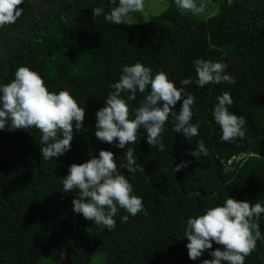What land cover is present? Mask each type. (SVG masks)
I'll list each match as a JSON object with an SVG mask.
<instances>
[{"label":"trees","instance_id":"1","mask_svg":"<svg viewBox=\"0 0 264 264\" xmlns=\"http://www.w3.org/2000/svg\"><path fill=\"white\" fill-rule=\"evenodd\" d=\"M217 11L206 17L181 11L174 0L153 16L156 26L142 32L137 24H111L104 19L111 0H24L15 23L0 27V85L10 82L20 66L36 71L51 92L68 90L85 117L80 132L73 128L71 148L44 160L42 133L36 129L0 130V264H202L188 257L184 237L187 220L229 196L264 206V0H209ZM118 3V0H117ZM104 9L93 17L92 9ZM226 64L235 83L198 87L194 61ZM140 62L153 74L163 71L177 88L195 96L191 123L199 135L186 139L173 131L169 116L161 134L164 150L146 142L140 129L135 144L116 147L95 137L96 112L113 91L122 68ZM190 78L193 83L180 84ZM231 94L229 111L243 116L245 136L221 140L222 131L212 111L216 97ZM127 101L129 93H122ZM137 92L129 105V119L143 100ZM182 100L175 111L178 114ZM203 141L207 156L196 160L190 152ZM127 147L137 156V171L120 168ZM111 151L121 174L142 198L134 217L118 207L112 230L74 213L78 190L64 192L62 181L73 163H84ZM244 154L242 162L226 165L227 158ZM257 154V155H254ZM188 161L179 172L174 166ZM142 169L144 171H142ZM123 216L129 219L122 221ZM258 223L264 236V213ZM42 261V262H41ZM223 264V262H222ZM244 264H264V240Z\"/></svg>","mask_w":264,"mask_h":264},{"label":"clouds","instance_id":"2","mask_svg":"<svg viewBox=\"0 0 264 264\" xmlns=\"http://www.w3.org/2000/svg\"><path fill=\"white\" fill-rule=\"evenodd\" d=\"M23 2L0 0V27L15 23L22 15L23 9L19 6ZM111 3L115 6L104 14V19L111 24H124L126 18H134V13L144 11V0H118V3L111 0ZM175 4L181 11L194 15L202 14L206 7L204 0L199 5L196 0H175ZM103 13L102 8L92 9L93 17ZM226 67L222 62L195 60L197 86L235 83L234 78L225 73ZM192 83L190 78L180 81L183 86ZM111 88L113 91L109 92L104 106L96 112L94 134L99 141L108 144L118 141L115 146L123 149L136 143L137 133L142 128L147 134L146 142L163 151L160 137L170 115L174 117L175 133H182L186 139L199 135V124L191 123L195 96L187 93L184 87L177 88L167 73L153 74L151 68L136 62L123 66L119 80ZM137 92L144 98L135 109L134 118L129 119L127 101H134ZM122 93H129L127 101L122 98ZM181 100L177 114L175 107ZM216 100L212 116L222 131L221 140L229 142L243 138L246 120L229 111L233 104L231 94L223 92ZM84 117V108L68 90L49 91L41 76L27 66L18 67L14 78L0 85V130L38 129L42 133L40 152L44 160L57 158L70 150L73 128L80 132ZM207 154L202 140L190 152L196 160ZM124 157L126 163L120 168L134 174L141 166L136 162L134 149L127 147ZM188 164V161H182L174 166V171L179 172ZM62 186L64 192L78 190V197L72 200L74 213L82 214L85 219L108 230L116 227L113 217L117 215L118 207L134 217L143 206L142 198L133 194L132 184L119 171L114 154L107 150H101L98 158L93 156L84 163L70 165ZM262 213L264 206L261 203L252 204L228 196L222 205L209 207L203 214L189 218L184 232L189 259L201 257L215 242L220 247L211 251L212 258L204 259L202 264H244L245 257L256 249V242L264 240L258 223ZM121 219L126 222L129 217Z\"/></svg>","mask_w":264,"mask_h":264},{"label":"rangeland","instance_id":"3","mask_svg":"<svg viewBox=\"0 0 264 264\" xmlns=\"http://www.w3.org/2000/svg\"><path fill=\"white\" fill-rule=\"evenodd\" d=\"M227 1H231V0H227ZM204 2L206 5L205 11L202 14H199L200 16L206 17L207 14L215 13L217 11V5H218L217 3H211L209 0H204ZM196 3L197 5H199L201 3V0H196ZM168 4H169L168 0H144V11L134 13L133 14L134 18H126L125 22L137 24L142 32L149 31L156 26V23L152 17L163 11L168 6ZM99 256L100 255H95L92 258L90 264H97L98 262H100L101 258L99 259L98 258ZM61 257L62 256L60 255L55 256V260L59 262L58 264H60L61 262ZM53 263L50 262V264ZM45 264H48V262Z\"/></svg>","mask_w":264,"mask_h":264},{"label":"built area","instance_id":"4","mask_svg":"<svg viewBox=\"0 0 264 264\" xmlns=\"http://www.w3.org/2000/svg\"><path fill=\"white\" fill-rule=\"evenodd\" d=\"M245 158L244 154H235L229 158L226 159L225 164L226 165H230L232 163H236V162H242Z\"/></svg>","mask_w":264,"mask_h":264}]
</instances>
